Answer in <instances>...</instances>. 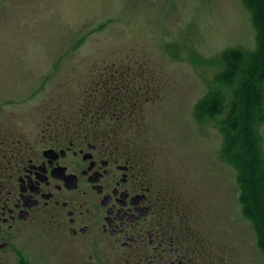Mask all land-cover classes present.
Returning <instances> with one entry per match:
<instances>
[{"label": "rangeland", "instance_id": "1", "mask_svg": "<svg viewBox=\"0 0 264 264\" xmlns=\"http://www.w3.org/2000/svg\"><path fill=\"white\" fill-rule=\"evenodd\" d=\"M255 46L242 0H0V144L31 141L45 112L138 100L121 133L188 210L197 264H264L217 120L196 111L222 53ZM256 131L264 157V119Z\"/></svg>", "mask_w": 264, "mask_h": 264}, {"label": "flooded vegetation", "instance_id": "2", "mask_svg": "<svg viewBox=\"0 0 264 264\" xmlns=\"http://www.w3.org/2000/svg\"><path fill=\"white\" fill-rule=\"evenodd\" d=\"M120 101L45 112L31 141L0 144V264H197L206 253L150 155L121 133L140 101L116 112Z\"/></svg>", "mask_w": 264, "mask_h": 264}, {"label": "trees", "instance_id": "3", "mask_svg": "<svg viewBox=\"0 0 264 264\" xmlns=\"http://www.w3.org/2000/svg\"><path fill=\"white\" fill-rule=\"evenodd\" d=\"M242 1L256 32L255 49L222 53L221 70L196 111L217 120L221 156L236 170L242 214L264 255V157L256 131L264 119V0Z\"/></svg>", "mask_w": 264, "mask_h": 264}]
</instances>
